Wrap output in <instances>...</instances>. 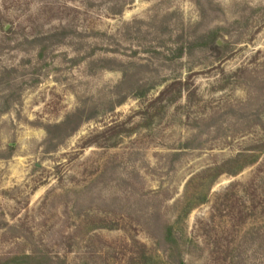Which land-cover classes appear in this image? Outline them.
<instances>
[{
    "label": "rangeland",
    "instance_id": "1",
    "mask_svg": "<svg viewBox=\"0 0 264 264\" xmlns=\"http://www.w3.org/2000/svg\"><path fill=\"white\" fill-rule=\"evenodd\" d=\"M180 260L264 264V0H0V264Z\"/></svg>",
    "mask_w": 264,
    "mask_h": 264
},
{
    "label": "trees",
    "instance_id": "2",
    "mask_svg": "<svg viewBox=\"0 0 264 264\" xmlns=\"http://www.w3.org/2000/svg\"><path fill=\"white\" fill-rule=\"evenodd\" d=\"M213 39H214V37H213ZM191 208H192V207H191ZM191 208H189V209L186 211V213H188V212L191 210ZM256 230H257V229H256ZM168 234L170 235L171 232H169ZM256 234H259V230L256 231ZM251 235H252V233L250 234V236H251ZM171 236H172V234H171ZM252 236H253V235H252ZM252 236H251V237H252ZM239 245H240V244H239ZM239 245H238V248L240 247ZM229 246H230V245H228V247H227L228 249H229ZM234 249H237V248H234ZM237 256H238V257H241V255H237ZM48 260H50V258H48ZM240 261H241V259H240ZM180 262H181L182 264H186V263H185L184 261H182V260H180Z\"/></svg>",
    "mask_w": 264,
    "mask_h": 264
},
{
    "label": "water",
    "instance_id": "3",
    "mask_svg": "<svg viewBox=\"0 0 264 264\" xmlns=\"http://www.w3.org/2000/svg\"><path fill=\"white\" fill-rule=\"evenodd\" d=\"M6 30L8 29V26H6V28H5ZM221 44V43H220Z\"/></svg>",
    "mask_w": 264,
    "mask_h": 264
}]
</instances>
